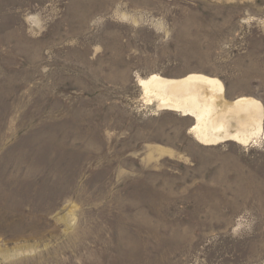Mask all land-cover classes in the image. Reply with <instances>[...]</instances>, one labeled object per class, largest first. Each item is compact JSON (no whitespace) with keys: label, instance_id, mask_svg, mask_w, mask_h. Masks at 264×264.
I'll return each instance as SVG.
<instances>
[{"label":"rangeland","instance_id":"rangeland-1","mask_svg":"<svg viewBox=\"0 0 264 264\" xmlns=\"http://www.w3.org/2000/svg\"><path fill=\"white\" fill-rule=\"evenodd\" d=\"M154 74L264 121V0H0V264H264V127L200 142Z\"/></svg>","mask_w":264,"mask_h":264},{"label":"bare ground","instance_id":"bare-ground-1","mask_svg":"<svg viewBox=\"0 0 264 264\" xmlns=\"http://www.w3.org/2000/svg\"><path fill=\"white\" fill-rule=\"evenodd\" d=\"M139 84L159 107H177L184 115L193 114L197 123L191 130L200 142L218 144L231 138L248 143L263 134L260 103L252 98L226 102L224 85L216 78L194 74L176 80L154 74L139 79Z\"/></svg>","mask_w":264,"mask_h":264}]
</instances>
